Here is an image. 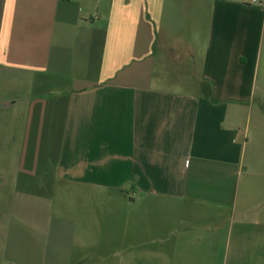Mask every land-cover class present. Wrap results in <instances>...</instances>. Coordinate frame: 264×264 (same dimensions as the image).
<instances>
[{"label": "crops", "instance_id": "crops-1", "mask_svg": "<svg viewBox=\"0 0 264 264\" xmlns=\"http://www.w3.org/2000/svg\"><path fill=\"white\" fill-rule=\"evenodd\" d=\"M0 264H264V5L0 0Z\"/></svg>", "mask_w": 264, "mask_h": 264}, {"label": "built area", "instance_id": "built-area-1", "mask_svg": "<svg viewBox=\"0 0 264 264\" xmlns=\"http://www.w3.org/2000/svg\"><path fill=\"white\" fill-rule=\"evenodd\" d=\"M247 5H264V0H237Z\"/></svg>", "mask_w": 264, "mask_h": 264}]
</instances>
